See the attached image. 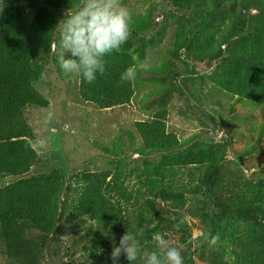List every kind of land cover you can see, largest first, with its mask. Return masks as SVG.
Instances as JSON below:
<instances>
[{
  "label": "trees",
  "instance_id": "trees-1",
  "mask_svg": "<svg viewBox=\"0 0 264 264\" xmlns=\"http://www.w3.org/2000/svg\"><path fill=\"white\" fill-rule=\"evenodd\" d=\"M24 1L0 0V264H112V249L127 227L143 229L141 247L149 252L152 235L165 236L183 264H264V175L254 182L228 165L225 135L203 142L202 130L184 138L167 107L136 124L143 142L136 152L162 154L147 163L151 168L125 167L115 136L103 150L120 158H111L107 169L93 167L96 162L76 173L59 167L29 175L40 154L26 111L49 107L39 88L43 64L57 58L64 13L84 0H31L32 11ZM123 3L133 12L131 35L106 57L104 76L92 84L79 78L84 103L105 110L128 105L138 80L147 86L166 81L162 89L156 82L152 102L165 103L171 88L178 89L204 114L215 113L224 99L264 108V0ZM145 62L150 67L142 70ZM129 67L136 78L121 84ZM205 75L211 87L204 88ZM210 118L220 131L221 120ZM135 175L140 186L131 191L128 179ZM188 216L197 218L198 230ZM120 262L129 264L123 256Z\"/></svg>",
  "mask_w": 264,
  "mask_h": 264
},
{
  "label": "rangeland",
  "instance_id": "rangeland-1",
  "mask_svg": "<svg viewBox=\"0 0 264 264\" xmlns=\"http://www.w3.org/2000/svg\"><path fill=\"white\" fill-rule=\"evenodd\" d=\"M23 6L28 11H32L35 7L31 0H25ZM158 16L159 20L163 19L162 11ZM168 27L173 30L172 23ZM193 62L200 74L202 72L208 74L203 64ZM43 66L45 78L40 82L39 88L50 104L47 109L30 108L26 111L25 116L32 124L36 139L35 145L40 154L29 175L59 167L69 173H76L84 166H92L96 162L98 163L93 167L107 169V162L111 158L115 160L120 158L117 154L116 156L108 155L103 150L104 145L110 144L108 138L112 139L115 136L118 137L119 146L124 148L125 153L122 152V154L127 155L125 159L128 162L125 167L137 170L138 166L149 168L150 165L147 163L159 162L162 154L141 156L136 152L143 145L136 124L148 117H153L163 107H167L171 112L170 124L185 132L184 138L204 132L202 130H207L201 135L203 142H207L210 138L219 139L220 136L225 135L231 145L227 155L228 165L241 167L244 174L254 182L259 176L264 175V131L261 132L259 128V125H264L263 107L252 108L241 100L234 102L224 99L219 110L214 111L215 113L204 114L195 107H191L184 100L185 92L182 93L178 89L171 88V94L164 100L165 103L152 102L153 97L150 98L148 95L157 88L156 82L160 83L159 88L162 89L163 84L167 85L166 81L164 83L156 81L147 86L143 85L144 82L135 80V95L130 104L106 110L98 109L81 100L78 92L79 77L66 75L60 69L57 58L51 57L50 61L44 63ZM144 77L142 74L140 79ZM211 81L209 75L203 76L204 88L211 87L213 85ZM187 82L190 91H194L195 84ZM190 91H188L189 94H191ZM212 114L221 120L220 131L213 129L216 127H213L214 118H210ZM206 123H209L208 127ZM184 138H181V141ZM256 148L260 150L256 151ZM249 150L251 151L249 155L241 154ZM102 155L106 159L101 160ZM180 181L181 184H187V181ZM128 182L135 184L131 191L138 185L140 186L136 175L131 176ZM187 219L191 220L198 230L200 224L197 218L188 216ZM178 236L175 235V237Z\"/></svg>",
  "mask_w": 264,
  "mask_h": 264
},
{
  "label": "clouds",
  "instance_id": "clouds-1",
  "mask_svg": "<svg viewBox=\"0 0 264 264\" xmlns=\"http://www.w3.org/2000/svg\"><path fill=\"white\" fill-rule=\"evenodd\" d=\"M132 18L133 12L123 0H84L75 11L68 10L61 19L59 32L57 63L60 69L87 84L104 76L106 57L118 51L131 35ZM140 67L147 70L150 66ZM135 78V69L129 67L120 73L119 81L129 84ZM144 237L142 228L127 227L112 249V264H121V256L129 264H183L181 251L165 236L152 235L155 250L150 252L141 247ZM211 243H215V238Z\"/></svg>",
  "mask_w": 264,
  "mask_h": 264
},
{
  "label": "water",
  "instance_id": "water-1",
  "mask_svg": "<svg viewBox=\"0 0 264 264\" xmlns=\"http://www.w3.org/2000/svg\"><path fill=\"white\" fill-rule=\"evenodd\" d=\"M65 13H66V12H65ZM65 13H64V14H65Z\"/></svg>",
  "mask_w": 264,
  "mask_h": 264
}]
</instances>
